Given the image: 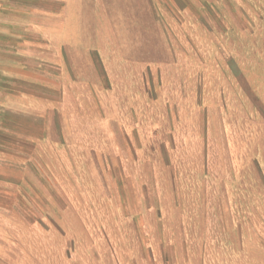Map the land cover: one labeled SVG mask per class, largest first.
I'll list each match as a JSON object with an SVG mask.
<instances>
[{
	"label": "rangeland",
	"instance_id": "rangeland-1",
	"mask_svg": "<svg viewBox=\"0 0 264 264\" xmlns=\"http://www.w3.org/2000/svg\"><path fill=\"white\" fill-rule=\"evenodd\" d=\"M104 1L86 29L149 67L80 88L32 213L0 214V264H264V0Z\"/></svg>",
	"mask_w": 264,
	"mask_h": 264
},
{
	"label": "crops",
	"instance_id": "crops-1",
	"mask_svg": "<svg viewBox=\"0 0 264 264\" xmlns=\"http://www.w3.org/2000/svg\"><path fill=\"white\" fill-rule=\"evenodd\" d=\"M108 3L0 0V214L32 213L21 196L29 191L26 175L42 150L68 143L83 85L94 98L92 87L113 85L111 71L148 69L142 51L131 56L118 44L106 48L96 40L99 30L86 29L85 6ZM80 70L96 71L98 80ZM256 149L262 164L264 146Z\"/></svg>",
	"mask_w": 264,
	"mask_h": 264
}]
</instances>
